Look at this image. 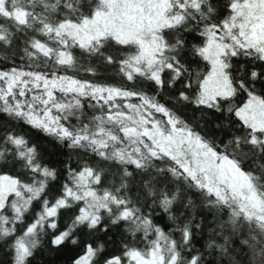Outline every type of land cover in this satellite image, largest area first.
Wrapping results in <instances>:
<instances>
[{
	"label": "snow or ice",
	"instance_id": "1",
	"mask_svg": "<svg viewBox=\"0 0 264 264\" xmlns=\"http://www.w3.org/2000/svg\"><path fill=\"white\" fill-rule=\"evenodd\" d=\"M264 264V0H0V264Z\"/></svg>",
	"mask_w": 264,
	"mask_h": 264
},
{
	"label": "trees",
	"instance_id": "2",
	"mask_svg": "<svg viewBox=\"0 0 264 264\" xmlns=\"http://www.w3.org/2000/svg\"><path fill=\"white\" fill-rule=\"evenodd\" d=\"M57 264H60L59 260L57 259Z\"/></svg>",
	"mask_w": 264,
	"mask_h": 264
}]
</instances>
